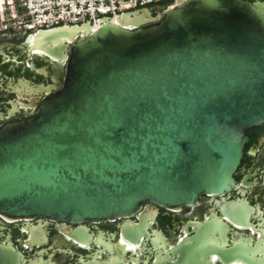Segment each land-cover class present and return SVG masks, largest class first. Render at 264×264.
<instances>
[{"label": "water", "instance_id": "obj_1", "mask_svg": "<svg viewBox=\"0 0 264 264\" xmlns=\"http://www.w3.org/2000/svg\"><path fill=\"white\" fill-rule=\"evenodd\" d=\"M115 16L32 33L50 54L71 41V57L34 116L0 127L1 215L130 218L233 185L247 130L264 122V1ZM0 264H15L4 248Z\"/></svg>", "mask_w": 264, "mask_h": 264}, {"label": "flooded vegetation", "instance_id": "obj_2", "mask_svg": "<svg viewBox=\"0 0 264 264\" xmlns=\"http://www.w3.org/2000/svg\"><path fill=\"white\" fill-rule=\"evenodd\" d=\"M66 44L62 55L50 54L29 32L0 31V127L34 116L62 87V59H70L73 43ZM246 135L227 190L82 224L0 214V251L15 264H264V122Z\"/></svg>", "mask_w": 264, "mask_h": 264}, {"label": "built area", "instance_id": "obj_3", "mask_svg": "<svg viewBox=\"0 0 264 264\" xmlns=\"http://www.w3.org/2000/svg\"><path fill=\"white\" fill-rule=\"evenodd\" d=\"M175 0H0V31L35 33L63 24L92 19L93 29L103 18L148 7L172 8Z\"/></svg>", "mask_w": 264, "mask_h": 264}, {"label": "trees", "instance_id": "obj_4", "mask_svg": "<svg viewBox=\"0 0 264 264\" xmlns=\"http://www.w3.org/2000/svg\"><path fill=\"white\" fill-rule=\"evenodd\" d=\"M162 11H163V9H162Z\"/></svg>", "mask_w": 264, "mask_h": 264}]
</instances>
